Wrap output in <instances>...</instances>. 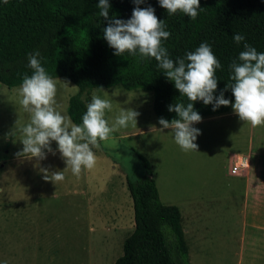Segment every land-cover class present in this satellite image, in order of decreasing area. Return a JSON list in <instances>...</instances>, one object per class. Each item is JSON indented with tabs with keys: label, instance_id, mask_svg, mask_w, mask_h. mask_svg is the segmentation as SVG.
<instances>
[{
	"label": "rangeland",
	"instance_id": "1",
	"mask_svg": "<svg viewBox=\"0 0 264 264\" xmlns=\"http://www.w3.org/2000/svg\"><path fill=\"white\" fill-rule=\"evenodd\" d=\"M54 80L57 110L69 116V100L79 89L65 78ZM19 87L0 83V264H115L135 229L127 183L146 176L138 154L152 166L161 201L181 211L184 232L189 230L190 264H237L242 255L249 256L251 251L241 247L248 236L245 185L229 174L228 161L234 154L264 151V124L253 127L241 121L231 107L229 117H205L194 124L201 133L197 151L184 152L171 129L160 131L153 92L121 85L94 89L88 104L94 94L112 102V110H106L109 126L122 109L131 108L140 114L137 127L120 128L93 149L92 169H82L79 176L69 169L55 185L41 172L67 167L55 141V154L45 149L46 159L16 155L23 144L19 133H9L18 120L23 126L30 119L19 103ZM171 239L169 233L174 260L181 264Z\"/></svg>",
	"mask_w": 264,
	"mask_h": 264
},
{
	"label": "trees",
	"instance_id": "2",
	"mask_svg": "<svg viewBox=\"0 0 264 264\" xmlns=\"http://www.w3.org/2000/svg\"><path fill=\"white\" fill-rule=\"evenodd\" d=\"M98 3L99 0H9L4 4L0 0V83L8 88L21 86L24 76L32 75L27 67L28 55L39 51L41 64L53 79L65 78L79 89L67 108L75 124H82L94 89L117 85L153 92L157 118L169 122L178 119V114L168 108L178 101L187 104V98L181 97L154 58L114 54L104 39L103 29L108 21L98 15ZM109 4V17L125 21L131 19L136 7L133 0H109ZM139 6L152 7L158 20L165 22V30L171 35L163 46L174 62L201 43L211 46L221 64L216 69L218 86L214 95L218 97L223 92L233 104L232 91L224 90L232 83L230 65L233 61L240 63L243 43L264 53V0H200L203 10L195 21L180 12L169 16L159 0H144ZM236 33L245 37L239 45L233 40ZM213 107L202 101L194 103V110L202 118L226 113L231 105L215 111ZM138 157L146 176L127 183L134 205L135 229L125 240L123 254L115 264H176L169 233L181 264H190L181 211L161 201L150 162L140 154Z\"/></svg>",
	"mask_w": 264,
	"mask_h": 264
},
{
	"label": "clouds",
	"instance_id": "3",
	"mask_svg": "<svg viewBox=\"0 0 264 264\" xmlns=\"http://www.w3.org/2000/svg\"><path fill=\"white\" fill-rule=\"evenodd\" d=\"M133 2L136 7L129 20L110 18L109 0H99L98 15L108 21L107 27L103 29L104 39L115 50V55L123 56L127 53L139 55L142 59L154 58L158 62V68L163 70L168 80L174 82L181 97L187 98V104L178 101L169 106L168 110L177 113L179 118L171 122L160 118L161 132L171 129L170 134L174 136L175 143L184 152L197 151L195 141L201 133L193 125L202 121L200 114L194 110V103L197 101L214 105V111L221 106L231 105L241 121L253 127L264 124V53L244 42L243 35H233L237 45L244 42L245 50L239 54L240 63L233 61L230 65L232 83H228L224 91H232L235 97V103L232 104L225 99L223 92L218 97L214 95L218 86L216 69L221 68V64L211 46L201 43L195 51L186 53L184 58L174 62L163 46V41L168 40L171 35L165 30V22L158 20L152 7L139 6L144 0ZM3 3L7 4L9 0H3ZM159 4L167 10L169 16L180 12L192 21L203 10L200 0H159ZM40 57L39 51L28 55L27 67L32 70V75H25L18 89L21 97L19 103L30 119L23 126L18 120L9 135L17 137L19 133L23 150L16 155L27 159H46L45 149L54 155L51 142L57 143L58 151L67 165L66 169L53 173L41 169L43 178L56 185L65 179L64 173L69 169L75 176H79L82 169H92L96 164L93 149H100L101 142L108 141L120 128H126L129 124L137 127V117L140 114L131 108L122 109L109 126L106 110H112V102L94 94L82 116V124L73 123L69 116L62 115L57 110L56 81L42 66Z\"/></svg>",
	"mask_w": 264,
	"mask_h": 264
},
{
	"label": "crops",
	"instance_id": "4",
	"mask_svg": "<svg viewBox=\"0 0 264 264\" xmlns=\"http://www.w3.org/2000/svg\"><path fill=\"white\" fill-rule=\"evenodd\" d=\"M231 112L230 108L226 113L208 118L229 117L232 114ZM236 157L246 159L249 164L248 168L239 175L232 173V165ZM228 171L230 175L242 179L245 185L243 207L246 227L244 229L248 236L244 237L241 247H244V250H250L251 253L248 257L242 255L237 264H264V252H261L264 251V151H260L258 154L231 155L228 161ZM188 231L187 229L185 232L188 233Z\"/></svg>",
	"mask_w": 264,
	"mask_h": 264
},
{
	"label": "built area",
	"instance_id": "5",
	"mask_svg": "<svg viewBox=\"0 0 264 264\" xmlns=\"http://www.w3.org/2000/svg\"><path fill=\"white\" fill-rule=\"evenodd\" d=\"M249 164L247 163L246 159L242 157H236L233 161L232 165V173L234 175L241 174L245 169H247Z\"/></svg>",
	"mask_w": 264,
	"mask_h": 264
}]
</instances>
